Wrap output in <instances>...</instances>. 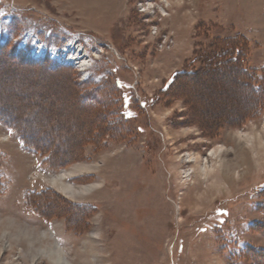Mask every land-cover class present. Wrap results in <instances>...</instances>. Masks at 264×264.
Masks as SVG:
<instances>
[{
  "label": "rangeland",
  "instance_id": "374dc122",
  "mask_svg": "<svg viewBox=\"0 0 264 264\" xmlns=\"http://www.w3.org/2000/svg\"><path fill=\"white\" fill-rule=\"evenodd\" d=\"M230 43L240 71L208 66ZM126 162L161 186L143 242L109 183ZM87 165L68 182L96 186L74 198L41 178ZM198 182L212 193L189 211ZM26 225L74 264H264V0H0V264H49Z\"/></svg>",
  "mask_w": 264,
  "mask_h": 264
},
{
  "label": "bare ground",
  "instance_id": "6f19581e",
  "mask_svg": "<svg viewBox=\"0 0 264 264\" xmlns=\"http://www.w3.org/2000/svg\"><path fill=\"white\" fill-rule=\"evenodd\" d=\"M216 153L217 151L215 150L210 152V154L208 155L209 158L213 160L212 158L214 155H216ZM129 158L132 159L131 163H133L134 165L135 163H138V161L135 160L134 156L133 157L130 156ZM73 160L74 159L70 160L69 163H71ZM181 160L180 161L178 160V162L182 167L188 163V161H186L187 159H181ZM131 163L130 164H127V162L126 164L123 163L120 169H118V172L115 173V176H114L115 178L110 180L109 183L110 185L117 187L114 190L115 196L117 194L120 195L119 194L120 190H124L121 196H122L123 202L125 203V208L119 211L118 213L123 214L124 216L127 215L128 230L126 231H127L128 238L131 237L135 241L137 239V241L139 240L143 242L148 237L158 232V229L160 227V221H159L160 219L158 217L160 215V209L157 208V205H160L161 200L159 199L160 197L157 192H159L161 186H159L158 188L159 181H157V178L155 176H154L155 178H151V176L149 175L150 182L147 181L148 180L147 178H146V182L144 183H139L138 181H136V176L135 175L132 176L133 175L132 172L128 170L129 167L132 165ZM145 164H146V159L143 157L142 163L138 165H140L142 168L146 170L148 169L149 173L152 172L153 170L152 167L146 166ZM92 169H93V166L91 165L75 166L70 169L63 170L56 174H52V175H48L44 177L41 176V178H43L48 184H50V186L54 187L57 191H60L62 194L66 196H70L71 198H74L76 194L81 195V194H88L92 192L96 186V183H91V181H89V178H83V179H80L79 181L80 185H78V187H75L70 182H68V179H73V177L79 172L90 171ZM206 173H203L200 175H204L207 177ZM200 185L201 183L198 182L196 185L194 183V186L192 185V187L187 188L184 194H182V198L180 199L179 204L182 205L184 204L183 202L189 201L188 203L189 211L192 210L193 208H194L193 210H195L198 206L204 207L205 201L208 200V198L211 196L212 188L206 185L205 189L201 190L199 189ZM194 190H196L195 196H192L188 199L187 196L190 195L189 192L191 191L193 192ZM110 203L111 202L108 201L106 203V206H101L103 209L100 208L102 210V213L104 212L102 214L103 218H105L108 215V213L111 211L114 213L117 212L116 210H113L112 206H108ZM179 211L183 212L185 210H182V208H180ZM13 219L14 218L12 217H7V220L9 221ZM13 221L15 223L20 222L17 219H14ZM37 229H38L37 231L38 234L35 235L34 233H35V230ZM25 230L28 236L31 237L27 241L26 244H28L29 247H34L33 245L34 242H37L39 244L38 246L39 253L47 258L49 264H74L75 263L74 261L70 259V256H67L69 254L67 253L68 251L64 249L65 244L58 243V240L56 239V235H55L56 232L54 230L51 231V230L43 229L41 227H38L35 229L31 227L30 225L28 226L26 225ZM113 233H116V232L112 229L110 230V232H108L107 235H112ZM119 233L117 232L115 235L120 237L122 236V234H124V233L122 234L121 233L119 234ZM101 237L103 238V236ZM89 241L92 243L94 240L90 239ZM84 252H87V251H84ZM75 255H77V253H75ZM90 264H104V261L103 260L100 261L99 259L94 258L93 261L92 260L90 261Z\"/></svg>",
  "mask_w": 264,
  "mask_h": 264
},
{
  "label": "trees",
  "instance_id": "16d2710c",
  "mask_svg": "<svg viewBox=\"0 0 264 264\" xmlns=\"http://www.w3.org/2000/svg\"><path fill=\"white\" fill-rule=\"evenodd\" d=\"M237 45L236 43H230V44H227L225 46H222L221 48H216L214 51H213V54L211 53L208 58H206L208 60V66L209 65H215V64H218L219 66H221L223 63H222V59L223 61H225L226 63V67L228 66H231V67H235L238 69V67H236V64H238V55H240V53L242 54L241 51H238V48H237ZM24 61V60H23ZM238 71H240L238 69ZM243 71V70H242ZM245 72V71H243ZM233 73H235V71L233 70ZM246 73V72H245ZM236 74V73H235ZM240 76L242 77L243 79V83L241 84L243 86V89H245L246 91L250 92L251 94L253 92H256V88L255 90H250L251 88L254 89V84L249 82L248 79H246L244 76V74H241L239 73ZM237 74V75H239ZM178 75H185L187 76L188 78H190L191 76H194L195 75V72L194 71H188V72H181V73H178ZM175 82V78H172L169 82L170 85H172L173 83ZM165 90V89H164ZM168 90V89H167ZM166 90V91H167ZM165 92V91H164ZM257 97V96H256ZM254 98L253 100V104H254V107L256 105V102H258L260 100V98ZM192 99H189V103L190 104H193L192 103ZM260 102V101H259ZM76 153V150L74 152L71 153V156H74L73 154ZM68 158H66L65 160H67ZM65 162V161H64Z\"/></svg>",
  "mask_w": 264,
  "mask_h": 264
},
{
  "label": "snow or ice",
  "instance_id": "6c2138e0",
  "mask_svg": "<svg viewBox=\"0 0 264 264\" xmlns=\"http://www.w3.org/2000/svg\"><path fill=\"white\" fill-rule=\"evenodd\" d=\"M81 51H83V49H81ZM120 86V82H117V87H119ZM130 100H131V97H125V101H124V103H125V107H127V105H128V103L130 102ZM143 106V105H142ZM126 115H127V117H132L134 114L131 112V111H128L127 113H126ZM49 159H51V158H49Z\"/></svg>",
  "mask_w": 264,
  "mask_h": 264
}]
</instances>
